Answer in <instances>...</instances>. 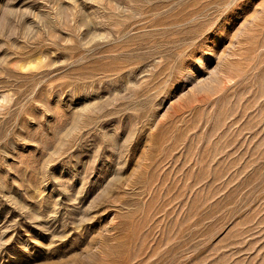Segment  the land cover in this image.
Here are the masks:
<instances>
[{
    "label": "rangeland",
    "instance_id": "374dc122",
    "mask_svg": "<svg viewBox=\"0 0 264 264\" xmlns=\"http://www.w3.org/2000/svg\"><path fill=\"white\" fill-rule=\"evenodd\" d=\"M0 264H264V0H0Z\"/></svg>",
    "mask_w": 264,
    "mask_h": 264
}]
</instances>
